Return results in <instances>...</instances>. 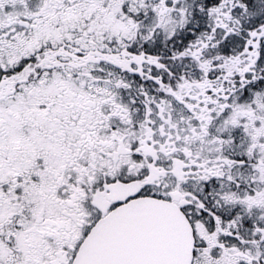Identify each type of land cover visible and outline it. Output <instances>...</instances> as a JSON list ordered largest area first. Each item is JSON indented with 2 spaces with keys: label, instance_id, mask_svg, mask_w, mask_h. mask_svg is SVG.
Wrapping results in <instances>:
<instances>
[{
  "label": "snow or ice",
  "instance_id": "1",
  "mask_svg": "<svg viewBox=\"0 0 264 264\" xmlns=\"http://www.w3.org/2000/svg\"><path fill=\"white\" fill-rule=\"evenodd\" d=\"M0 264H264V0H0Z\"/></svg>",
  "mask_w": 264,
  "mask_h": 264
}]
</instances>
